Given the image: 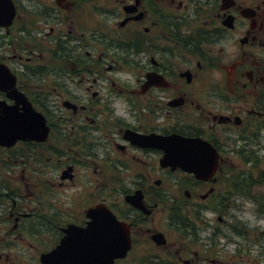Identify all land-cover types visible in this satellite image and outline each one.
Instances as JSON below:
<instances>
[{
	"label": "flooded vegetation",
	"instance_id": "af4514ba",
	"mask_svg": "<svg viewBox=\"0 0 264 264\" xmlns=\"http://www.w3.org/2000/svg\"><path fill=\"white\" fill-rule=\"evenodd\" d=\"M15 3L12 24L0 26V65L7 67L0 69V115L11 105L22 110L27 99L45 114L50 133L46 141L0 145V264H38L36 232L79 222L84 214L76 200L88 191L131 225L132 247H140L137 264H253L243 258L241 243L213 256L192 250L193 241L203 239L191 225L214 194H249L254 212L264 217V178L250 177L264 169V0H234L227 7L222 0ZM119 51L139 59V84L131 89L137 99H126V114H82L112 103V93L95 85L105 80L104 69H117ZM81 58L88 64L81 66ZM216 69L220 76L210 83L209 70ZM152 71L158 79L146 83ZM66 99L79 108H65ZM127 129L211 141L221 150V178L213 185L176 179L179 171L160 166L161 149L135 143ZM239 152L249 176L238 174L243 165L232 154L242 160ZM68 165L71 177L61 178ZM233 175L240 177L234 194L226 178ZM127 195H136L139 205L126 202ZM159 231L166 245L154 242ZM255 250L264 258V244Z\"/></svg>",
	"mask_w": 264,
	"mask_h": 264
},
{
	"label": "water",
	"instance_id": "95a60500",
	"mask_svg": "<svg viewBox=\"0 0 264 264\" xmlns=\"http://www.w3.org/2000/svg\"><path fill=\"white\" fill-rule=\"evenodd\" d=\"M10 11L12 16L13 12ZM33 124L35 128L38 126L35 132L41 125L43 129L38 132V136L44 138L47 133L44 120L39 118L40 125H37L35 118ZM192 141L195 140L174 138L169 144L172 150L170 146L164 150L162 163L173 168L180 166L206 179L216 169V150L211 146L195 150L194 146H198ZM105 210L101 206L91 209L88 215L92 221H89L87 227L70 228L60 244L44 255V264H112L114 258L124 256L129 247L128 229L116 221L109 210Z\"/></svg>",
	"mask_w": 264,
	"mask_h": 264
},
{
	"label": "rangeland",
	"instance_id": "374dc122",
	"mask_svg": "<svg viewBox=\"0 0 264 264\" xmlns=\"http://www.w3.org/2000/svg\"><path fill=\"white\" fill-rule=\"evenodd\" d=\"M119 73L120 72H114V75H113V74H109L105 72L104 77L107 80H106V84H104V88L113 90L114 94L118 95L116 96V99H120V104H122L124 95L121 93H123V91L125 90V87H122V84L127 83L132 86L135 82V78L137 77V73H135L134 75H131L130 73H125V76H127L126 78L125 77L118 78L116 77V75ZM112 79H114L113 81L115 82L114 85H111ZM120 88L122 89V92L120 91ZM73 190L74 189L69 188L67 192H72ZM92 201H93V198L90 192L88 191L85 194L84 198L79 200V207L83 208L85 205H87L88 203H91ZM235 202L238 204H242L243 207L247 208L248 210L244 212H239L235 210L233 206H231L230 208L231 211L228 214H225V209H223L222 212H219V211L215 213L213 211L208 212L207 216L209 217V223H210L209 228H212L213 226L221 227V231H223L224 233V235H221V243H224L226 245V249L232 252L234 245H236L237 243H241L243 245V249L245 250L243 258H245L248 261V263H255V260L257 258H260V256L257 255L256 250H255L257 248V245H253L250 239H246L245 237H242L241 235H235L234 231L236 230L243 231L248 227L246 231V233L248 232V237L249 236H252L254 238L258 237V238H261L262 240L263 234H259V233L255 235L250 234V229L255 230V226L258 223L264 224V219L259 220L255 216V214L252 213V210H251L252 202L251 201L238 199V200H235ZM219 215L223 217L221 221L218 220ZM241 223H243V225ZM239 227L241 229H239ZM49 245H52L51 240L49 241ZM248 245L251 247V250L248 249ZM139 251H140L139 246H136L131 256L128 257V260L124 262L120 261L119 264H135L134 259L136 257V254Z\"/></svg>",
	"mask_w": 264,
	"mask_h": 264
}]
</instances>
